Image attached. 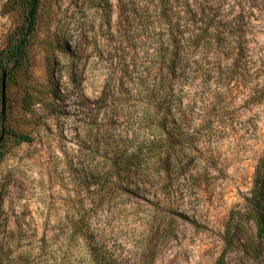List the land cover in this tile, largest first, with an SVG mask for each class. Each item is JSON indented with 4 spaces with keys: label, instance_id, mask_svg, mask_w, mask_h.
<instances>
[{
    "label": "rangeland",
    "instance_id": "rangeland-1",
    "mask_svg": "<svg viewBox=\"0 0 264 264\" xmlns=\"http://www.w3.org/2000/svg\"><path fill=\"white\" fill-rule=\"evenodd\" d=\"M5 2L0 0V46L19 21L16 11H4ZM188 3L193 34L211 23L225 40L212 46L206 40L207 56L192 47L189 63L175 77L176 115L185 114L179 127L193 141L181 172L169 178L156 173L143 184L124 174L105 176L112 137L128 129L114 118L112 100L136 111L131 129L142 107L134 89L131 98L118 90L111 95L126 60L135 64L130 76L150 72L158 78V21L148 19L132 40L118 21V0H42L26 75L32 89L53 78L58 90L30 117L20 108L25 76L11 89L8 121L33 139L9 142L0 162V264L217 262L230 213L250 195L264 152V0ZM81 213L88 219V240L71 236L70 221ZM244 231L262 242L261 260L250 262L235 244L222 264H264V239H256L252 221Z\"/></svg>",
    "mask_w": 264,
    "mask_h": 264
},
{
    "label": "trees",
    "instance_id": "trees-1",
    "mask_svg": "<svg viewBox=\"0 0 264 264\" xmlns=\"http://www.w3.org/2000/svg\"><path fill=\"white\" fill-rule=\"evenodd\" d=\"M122 5L119 10V22L124 27L128 39L136 36V30L141 32L149 26L148 19L153 17L158 21L153 27H160L156 42L157 47L153 53V63L156 65L158 78H151L150 72L142 73L138 78L130 76L135 64L125 61L121 82L112 86L111 99L115 93L131 94L130 89L135 90V95L142 104L136 117V126L128 127L131 114L130 108L123 104H116L112 100L111 108L114 118H122L127 130L114 135L111 143V157L106 178L115 176L120 178L136 177L141 183H149L153 176L162 174L170 177L172 172H181L183 160L188 157V150L193 145L191 138L181 132L179 124L185 120L178 119L176 109L178 103L174 97V81L181 69L189 63L192 47H202L204 55L209 54L206 40L212 45L223 44L220 32L214 29V25L206 23L197 33L193 34L194 19L193 10L188 0H155L153 7L143 0H118ZM136 1V3H135ZM139 2V3H138ZM42 0H6L4 11H16L19 16L18 23L5 34V43L0 46V162L5 156L9 142L19 145L29 143L33 137L14 129L9 123V109L11 89L17 84L20 75H24L23 96L20 101L21 110L30 117L34 116L37 104L46 105L54 101L57 87L51 78L49 84L43 89H32L28 84L26 75L29 68L28 48L37 30L39 16L41 14ZM139 25V26H138ZM121 28V26H119ZM140 28V29H139ZM210 30H213L210 33ZM135 32V33H134ZM125 33V35H126ZM161 33V34H160ZM130 51L136 52V47L129 45ZM53 43L46 48L47 62L53 66ZM135 57L137 53H134ZM5 75L4 110L2 111L1 79ZM128 74V76H127ZM116 86V88H114ZM131 98V96L129 95ZM101 97L100 99H104ZM126 100V99H125ZM127 101V100H126ZM160 168L156 169V165ZM112 179V178H111ZM113 186L117 182H112ZM246 221H252L256 227L255 237L264 239V152L260 159L254 186L248 197L239 209L230 213L226 226L224 250L215 264H222L226 251L233 245L241 246L242 253L250 262L259 261L262 258V242L247 238L244 231ZM71 236L74 238H89V223L83 213L76 220L72 219L69 225ZM94 250L91 254L94 257ZM96 264L99 262L96 259Z\"/></svg>",
    "mask_w": 264,
    "mask_h": 264
},
{
    "label": "water",
    "instance_id": "water-1",
    "mask_svg": "<svg viewBox=\"0 0 264 264\" xmlns=\"http://www.w3.org/2000/svg\"><path fill=\"white\" fill-rule=\"evenodd\" d=\"M1 92H2V111L4 110V93H5V75L1 79Z\"/></svg>",
    "mask_w": 264,
    "mask_h": 264
}]
</instances>
